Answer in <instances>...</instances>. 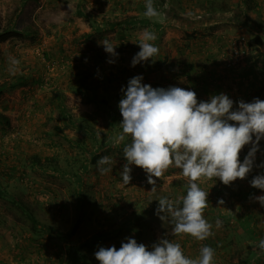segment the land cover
<instances>
[{"label": "rangeland", "instance_id": "1", "mask_svg": "<svg viewBox=\"0 0 264 264\" xmlns=\"http://www.w3.org/2000/svg\"><path fill=\"white\" fill-rule=\"evenodd\" d=\"M77 3L89 16L76 14ZM145 5L146 0H0V37L7 35L0 39V113L9 119L8 125L0 124V264H100L94 255L100 247L119 249L129 237L149 250L168 238L180 243L184 255L192 259L208 245L215 250L213 264H264V250L258 247L264 239V206L254 200L264 190L250 183L264 174V138L246 179H237L230 186L218 178L198 182L209 192L204 217L213 226V236L204 241L175 235L171 218L165 214L161 220L156 214L160 198L176 201L186 195L189 182L180 169L169 168L161 179L154 177V192L145 171L135 165H129L130 183L122 181L120 172L127 163L123 149L131 137L116 143L122 133L121 89L138 75L153 88L179 87L181 82L180 77L173 83L166 81L174 68L156 69L155 56L132 66L145 31L157 35L163 58L169 51L167 29L150 28L152 18L145 16ZM200 7L204 6H189L186 14L181 10L183 16L178 20L188 27L201 24L197 17ZM215 25L208 26L216 30ZM168 30H177L179 36L167 41L176 45L186 39L197 46L207 45L204 50H208L216 43L208 32L204 34L203 25L191 33L171 25ZM83 33L91 35L79 39ZM199 34L207 35L211 43L198 39ZM237 36L251 45L233 67L230 44ZM254 37L258 36L241 30L224 38L220 65L240 70L256 55L263 61L261 45ZM102 40L117 46L118 56L106 53ZM80 71L88 75L87 93L77 91ZM227 75L231 78L229 71ZM232 82H228V97L246 103L255 95L264 100V81L251 87L248 96L244 95L246 84L237 88ZM233 101L236 108L238 103ZM251 147L242 149L241 162ZM102 156L115 162L113 171L101 174L98 161ZM244 191L242 198L239 193ZM14 199L26 205L38 221L67 236L46 229L35 232ZM246 214L250 222L247 233L241 227ZM217 220L221 221L219 228Z\"/></svg>", "mask_w": 264, "mask_h": 264}, {"label": "clouds", "instance_id": "2", "mask_svg": "<svg viewBox=\"0 0 264 264\" xmlns=\"http://www.w3.org/2000/svg\"><path fill=\"white\" fill-rule=\"evenodd\" d=\"M145 7L148 18L162 15L154 7L153 0H146ZM156 39L154 32L143 33L138 43L141 50L133 57L132 66L158 55L159 48L150 43ZM100 44L106 53L118 56L117 46L107 40ZM142 80V76H135L128 81L126 89H121L124 96L118 107L122 133L116 143L123 142L127 136L131 137V143L123 149L127 163L120 176L128 185L132 179L129 165H135L145 171L154 192V177L161 179L169 168L180 169L189 182L186 195L176 201L160 198L156 214L161 220L166 218L165 214L171 218L175 235H189L204 241L213 236V226L204 217L209 192L198 182L218 178L230 186L237 179L247 178L254 166L259 141L264 138V100L256 98L250 103L241 100L233 110L234 101L223 93L208 101H198L192 90L176 86L153 88ZM249 144L252 147L241 162L240 153ZM114 164L110 157L102 156L98 161L99 171L101 174L113 171ZM250 183L264 190V174L255 176ZM254 200L264 206V195ZM220 226L221 221L217 220L216 227ZM126 240L119 249L100 247L94 253L95 258L100 264H213L215 257V250L208 245L200 249L198 258L192 259L184 255L180 243L168 238L160 239L151 250L134 238ZM258 247L264 250V239L259 241Z\"/></svg>", "mask_w": 264, "mask_h": 264}, {"label": "crops", "instance_id": "3", "mask_svg": "<svg viewBox=\"0 0 264 264\" xmlns=\"http://www.w3.org/2000/svg\"><path fill=\"white\" fill-rule=\"evenodd\" d=\"M222 4L229 6L225 8ZM153 5L162 15L152 18L149 26L155 31H159V28L164 26L167 29V41H169L168 38L179 36L177 35V30L169 32L168 27L170 25L189 33L203 25L205 28L204 34L208 32V36L216 42L215 44H210L211 42L207 41V35L199 34L198 39H204L210 44L209 46L212 49L208 48V51L204 50L207 45L197 46L189 43L186 39L180 45L166 41L168 53L163 58L162 53L164 52L159 51L153 62L155 64L153 67L156 69L161 66H165L168 69L174 68L173 73L168 76L166 81L169 80L170 83H173V79L180 77L181 82L177 83V85L180 88L194 91L197 94L198 101H208L209 95L226 93L228 96L230 91L228 82L233 84L232 81H234V85L237 88L240 85L246 84L244 85L245 91L247 90L244 92L246 96H248V91H252V85L255 87L256 85L260 86L263 84L264 60L260 61V55H256L251 60L249 59L248 62L241 66L240 70H226L220 65V59H222L224 53L220 48L223 47L225 43L224 38H227L228 35L246 30V32L252 33L253 36L257 35L260 38L258 46L261 45L260 53L264 56V0H239L236 3H232L231 0H153ZM193 5L204 6L203 8L200 7L201 13L197 16L202 23L199 24L197 22V26L191 25L188 27L189 25L182 21L180 22L177 17L183 16L180 13L182 11L186 14L184 10ZM208 25H215L217 29L211 30L212 27ZM221 25H225L226 28L219 29ZM156 40L151 41V43L158 47ZM171 40L177 41L176 39ZM166 59L167 63L164 61ZM228 71L231 78H228ZM189 74L191 78L187 80ZM233 97L229 96L230 99H235L236 103H238V98L235 97L233 99ZM253 98H258V95H255ZM237 108L238 106L233 108V110Z\"/></svg>", "mask_w": 264, "mask_h": 264}, {"label": "trees", "instance_id": "4", "mask_svg": "<svg viewBox=\"0 0 264 264\" xmlns=\"http://www.w3.org/2000/svg\"><path fill=\"white\" fill-rule=\"evenodd\" d=\"M237 1H239V0H231L232 3H236ZM76 14L78 16H89L87 14V12L84 10V8L81 6V4H79V3L76 4ZM89 18H87V20H89ZM90 35H91L90 33H83V34H81L79 36V39H85V38L89 37ZM6 36H1L0 39L2 40L4 38H6ZM253 40H254L255 43H258V44L260 42V38L259 37H254ZM249 45H251V43H249ZM233 69L231 68V70H233ZM77 76L79 78V85L77 86V91H81L83 93L84 92L87 93V89H89V85L87 86V85H85V83H86V79H87L88 75L83 73L82 71H80L77 74ZM252 87H254V86L252 85ZM59 106H61V105L59 104ZM61 109H62V107H61ZM0 124H3V125H8L9 124L8 117L5 114H3V113H0ZM245 193H246L245 191L242 192V193H239V196L243 198L245 196ZM14 203H16L21 208V210L25 212V214L27 215V217H28V219H29V221L31 223V227H32V229H34L35 232H37L38 230L46 229L48 231H51L52 233H54L55 235H57L59 237L60 236L62 237L64 235L67 236V233H63L60 230H58L57 228H55V227H53V226H51L49 224L41 223L40 221H38L33 216L31 210L26 205H23L18 199H14ZM249 226H250V222L248 220V215L246 214L245 215V219H244V221L241 224V227L246 232V230H248ZM249 229H250V227H249ZM250 232H251V230H250ZM261 258H264V256H262Z\"/></svg>", "mask_w": 264, "mask_h": 264}, {"label": "built area", "instance_id": "5", "mask_svg": "<svg viewBox=\"0 0 264 264\" xmlns=\"http://www.w3.org/2000/svg\"><path fill=\"white\" fill-rule=\"evenodd\" d=\"M249 47L245 37L237 36L233 38L230 44V59L233 67L239 63L240 59L246 56Z\"/></svg>", "mask_w": 264, "mask_h": 264}]
</instances>
